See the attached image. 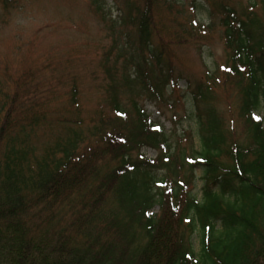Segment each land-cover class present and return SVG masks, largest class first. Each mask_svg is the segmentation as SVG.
<instances>
[{
  "label": "trees",
  "instance_id": "1",
  "mask_svg": "<svg viewBox=\"0 0 264 264\" xmlns=\"http://www.w3.org/2000/svg\"><path fill=\"white\" fill-rule=\"evenodd\" d=\"M11 1H1L4 12ZM181 1L131 5L139 47L127 63L136 76L124 68L123 82L141 85L138 94L155 104L177 85L156 9ZM194 1L206 5L209 22L203 30L192 21L187 30L221 28L227 76L221 84L238 90L242 130L215 107L216 80L208 73L187 85L199 149L179 153L136 102L128 115L111 76L113 116L99 118L89 141L80 130L50 134L53 142L39 155L33 140L51 128L47 91H26L27 74L12 82V92L0 83V264H264V0L238 7L232 0ZM174 40L180 42L169 44ZM144 148L158 150L156 159L140 154ZM185 166L188 176L179 172ZM196 168L200 199L191 189ZM186 223L199 237L197 252L184 236Z\"/></svg>",
  "mask_w": 264,
  "mask_h": 264
},
{
  "label": "rangeland",
  "instance_id": "2",
  "mask_svg": "<svg viewBox=\"0 0 264 264\" xmlns=\"http://www.w3.org/2000/svg\"><path fill=\"white\" fill-rule=\"evenodd\" d=\"M1 1L0 14L6 15L0 18V83L6 84V90L12 92L15 88L12 82L16 83L21 74H27L33 86L29 85L26 91H33L34 86L41 92L47 91L44 103L49 104L44 108L47 125L51 128H42L36 135L37 140H33L37 154L53 142L51 135H64L68 129L80 130L89 141V131L93 125H99V118L113 116L107 107L111 76L118 82L119 103L128 115H133L132 103L136 101L151 121L171 137L179 153L199 149V142L192 134L194 112L191 87L187 85L206 79L208 73L216 80L213 83L215 107L227 123L233 121V127L242 130V122L237 119L238 90L236 86L221 84L227 81L221 28L203 31L209 22L205 4L194 1L192 5L193 0H182L170 8L157 7L155 25L160 29L163 45L169 46L167 58L177 85L166 89L168 102L165 97L155 104L143 91L138 94L141 85L129 89L123 82L124 68L131 78L136 76L135 68L127 63L137 55L139 47L135 40L136 28L130 23L135 16L131 5L139 6L143 0H12L6 12ZM246 1L232 0L237 7ZM192 21L203 32H189L193 30ZM175 38L180 42L174 40V44H169ZM72 87L76 88L75 100L71 97ZM262 116L258 114L259 118ZM140 154L154 160L158 150L144 148ZM184 168L179 172L188 176L187 167ZM200 176L201 170L196 168L191 189L197 199L203 188ZM152 211L157 214L158 207ZM187 225L184 236L197 252L199 237L191 233Z\"/></svg>",
  "mask_w": 264,
  "mask_h": 264
},
{
  "label": "bare ground",
  "instance_id": "3",
  "mask_svg": "<svg viewBox=\"0 0 264 264\" xmlns=\"http://www.w3.org/2000/svg\"><path fill=\"white\" fill-rule=\"evenodd\" d=\"M151 149H153V148H151Z\"/></svg>",
  "mask_w": 264,
  "mask_h": 264
}]
</instances>
